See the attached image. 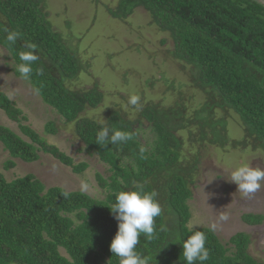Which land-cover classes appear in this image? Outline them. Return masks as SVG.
<instances>
[{
	"label": "trees",
	"instance_id": "trees-1",
	"mask_svg": "<svg viewBox=\"0 0 264 264\" xmlns=\"http://www.w3.org/2000/svg\"><path fill=\"white\" fill-rule=\"evenodd\" d=\"M45 5V0H0V45L10 53L15 68L18 53L28 44L37 45L40 59L27 81L46 104L74 123L84 151L98 155L111 174L107 178L97 174L106 191L103 199H97L59 186L46 188L34 174L8 181L0 172V264H119L110 250L118 221L106 205L114 203L113 193L134 183L154 190L162 207L155 219V237L141 236L137 249L152 255V264H186L182 242L191 234L189 200L202 150L250 146L264 152V5L256 0H118L114 7L108 6V14L121 21L137 8L146 10L151 23L173 41L168 55L188 70L190 87L205 100L197 106L182 98L169 106L148 102L134 119L110 109L104 122L83 116L88 108L99 106L102 94L96 85L70 87L84 65L54 30ZM5 29L20 34L16 45H9ZM0 109L29 139L0 123V144L11 157L7 169L16 166L13 159L36 162L41 152L76 174L88 168L87 162L75 163L24 125L27 117L1 91ZM230 112L244 129L243 141L229 137ZM101 126L128 131L134 138L102 147L95 142ZM146 130L142 142L141 131ZM45 132L57 134L53 122L46 124ZM242 220L257 225L264 216L248 213ZM198 229L207 235L209 259L204 264H264L249 253L246 233L223 243L208 227Z\"/></svg>",
	"mask_w": 264,
	"mask_h": 264
},
{
	"label": "rangeland",
	"instance_id": "rangeland-1",
	"mask_svg": "<svg viewBox=\"0 0 264 264\" xmlns=\"http://www.w3.org/2000/svg\"><path fill=\"white\" fill-rule=\"evenodd\" d=\"M117 2L45 0L47 19L84 65L78 78L69 82L70 87L81 90L96 85L102 94L99 106L88 108L83 116L104 122L107 112L117 109L134 119L139 108L148 102H161L164 106L180 98L194 106L204 102V95L190 87L188 70L168 55L167 51L173 47L169 34L159 31L142 8H137L125 21L111 17L107 7H114ZM14 68L10 53L0 45V91L11 97L27 117L22 123L71 156L75 163L87 162L89 166L83 173L76 174L52 155L41 152L38 161L29 163L13 159L16 166L7 169L6 163L11 157L0 144V172L8 181L34 174L46 188L59 186L66 191H82L103 199L106 191L99 184L97 174L109 177V165L98 155L84 151L74 123L67 122L46 104L27 80L15 74ZM132 95L140 98L135 106L129 103ZM48 122L54 123L57 134L45 132ZM0 123L29 141L19 124L1 109ZM142 132L144 142L148 132ZM228 133L232 140H244V129L232 112L228 113ZM243 164L264 169V152L250 146H208L202 150L196 186L192 187L193 196L189 200L192 217L188 226L191 228L193 223H198L201 225L198 228H210L215 222L217 230L214 232L223 243L239 232L246 233L250 237L249 253L264 262V221L250 225L242 220L248 213L264 216V182L260 190L248 197L238 192L237 185L230 181V174L232 169ZM82 183L88 185L87 190H82ZM223 214H228L227 221L219 220ZM62 253L65 254L63 250Z\"/></svg>",
	"mask_w": 264,
	"mask_h": 264
},
{
	"label": "clouds",
	"instance_id": "clouds-1",
	"mask_svg": "<svg viewBox=\"0 0 264 264\" xmlns=\"http://www.w3.org/2000/svg\"><path fill=\"white\" fill-rule=\"evenodd\" d=\"M6 40L9 45H16L20 34L13 30L5 29ZM26 50L18 53L20 63L16 66L21 78L28 80L33 72V65L40 59L36 54L37 45L28 44ZM11 99V97H9ZM139 97L132 95L129 103L133 106L139 103ZM134 135L125 130L112 129L101 126L96 135L95 142L102 146L126 144ZM143 152V149H141ZM230 181L237 185V191L244 197L256 193L264 182V169L243 164L231 170ZM82 190H87L88 185L82 183ZM64 195H67L65 192ZM114 203L106 205L114 218L118 221V228L114 235L110 250L118 258L119 264H152L153 256L140 252L137 245L140 237L153 239L156 234L155 219L162 214V207L156 199L157 193L149 190L143 184L134 183L122 187L113 193ZM228 214L219 217L220 221H227ZM197 226L191 225V234L182 242V256L186 264H204L209 259V250L206 247L207 235ZM217 223L210 225L209 231H216Z\"/></svg>",
	"mask_w": 264,
	"mask_h": 264
},
{
	"label": "water",
	"instance_id": "water-1",
	"mask_svg": "<svg viewBox=\"0 0 264 264\" xmlns=\"http://www.w3.org/2000/svg\"><path fill=\"white\" fill-rule=\"evenodd\" d=\"M256 1L264 5V0H256Z\"/></svg>",
	"mask_w": 264,
	"mask_h": 264
}]
</instances>
